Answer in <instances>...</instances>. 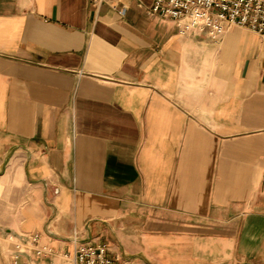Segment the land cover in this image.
<instances>
[{
  "label": "crops",
  "instance_id": "crops-1",
  "mask_svg": "<svg viewBox=\"0 0 264 264\" xmlns=\"http://www.w3.org/2000/svg\"><path fill=\"white\" fill-rule=\"evenodd\" d=\"M154 1L0 0V184L22 164L38 206L17 236L264 264V39L183 31Z\"/></svg>",
  "mask_w": 264,
  "mask_h": 264
},
{
  "label": "built area",
  "instance_id": "built-area-1",
  "mask_svg": "<svg viewBox=\"0 0 264 264\" xmlns=\"http://www.w3.org/2000/svg\"><path fill=\"white\" fill-rule=\"evenodd\" d=\"M92 3L96 10L106 4L121 17L126 11V6L119 7L121 0H92ZM144 10L149 16L177 21L183 31L206 33L213 40L232 27L247 28L264 39V0H155ZM15 239L7 264H119L120 260L111 255L107 243L76 242L72 250L58 251L40 244L38 233ZM27 253L33 254V263L25 259Z\"/></svg>",
  "mask_w": 264,
  "mask_h": 264
},
{
  "label": "rangeland",
  "instance_id": "rangeland-1",
  "mask_svg": "<svg viewBox=\"0 0 264 264\" xmlns=\"http://www.w3.org/2000/svg\"><path fill=\"white\" fill-rule=\"evenodd\" d=\"M6 169H1L3 173ZM34 191L25 181L22 164L12 170V174L0 184V264H7L8 253L16 242L17 235H21L19 226L25 221L22 211L28 208L37 209V203L32 199ZM154 232L158 229L154 228ZM13 231L14 233H10Z\"/></svg>",
  "mask_w": 264,
  "mask_h": 264
}]
</instances>
